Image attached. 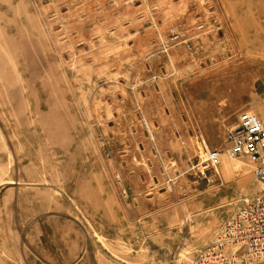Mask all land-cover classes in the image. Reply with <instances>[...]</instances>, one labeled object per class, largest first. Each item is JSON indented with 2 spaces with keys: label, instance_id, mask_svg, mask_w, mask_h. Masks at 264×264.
Instances as JSON below:
<instances>
[{
  "label": "rangeland",
  "instance_id": "374dc122",
  "mask_svg": "<svg viewBox=\"0 0 264 264\" xmlns=\"http://www.w3.org/2000/svg\"><path fill=\"white\" fill-rule=\"evenodd\" d=\"M264 0H0V264H204L260 190Z\"/></svg>",
  "mask_w": 264,
  "mask_h": 264
},
{
  "label": "built area",
  "instance_id": "2783aa9c",
  "mask_svg": "<svg viewBox=\"0 0 264 264\" xmlns=\"http://www.w3.org/2000/svg\"><path fill=\"white\" fill-rule=\"evenodd\" d=\"M225 141L222 150L206 149L204 166L215 170L222 154L243 157L255 165L260 190L233 210L197 255L204 264H264V121L249 109L241 110Z\"/></svg>",
  "mask_w": 264,
  "mask_h": 264
}]
</instances>
